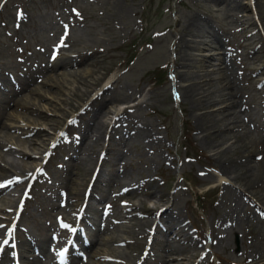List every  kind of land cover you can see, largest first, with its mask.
<instances>
[{
  "label": "rangeland",
  "instance_id": "374dc122",
  "mask_svg": "<svg viewBox=\"0 0 264 264\" xmlns=\"http://www.w3.org/2000/svg\"><path fill=\"white\" fill-rule=\"evenodd\" d=\"M191 17L202 22L196 35H189L184 30ZM211 31L223 37L220 46L210 36ZM179 40H187L196 46L203 40L209 44H198L203 47L195 51L187 49L196 54L193 70L203 83L216 78L213 71L218 63L210 56H220L223 50L226 63L231 66L229 69L235 77V94L254 111L250 113L249 126L240 116L246 126L245 136L231 147L229 141L222 142L218 149L226 151L221 153V157L234 158L237 152L245 151L242 149L245 146L248 152L257 154L255 150L260 148V136L264 135V119L260 116L264 112V0H0L1 71L21 72L16 60L24 56L29 60L33 73L41 70L48 73L45 71L48 59L54 61L59 55L71 56L80 52L83 55L80 64H74L72 59L64 66L82 82L79 89L83 90L84 85L92 83L95 77L103 76L77 108H73L77 103L71 98L77 86L73 80L68 81L62 97L54 88L40 89V93L45 95L41 100L30 97L23 90L20 94L24 103L39 109L48 119L47 123L42 119L35 124L30 123L29 120L37 119L33 112L26 114V120L22 117L3 120L13 128L8 131L10 138L0 137V141L6 143L0 146V150L5 151L0 165L19 164L17 152L21 149L28 156L36 155L34 162L25 159L24 171H33L28 173L30 178L26 175L28 180L25 178L26 187L21 194L27 190L28 196H24L23 202L21 194L11 197L12 200L0 193V199H3L0 207L10 210L0 211V256L6 252L12 259L9 264H25L16 261L22 248L18 247L15 235L22 229L35 239H46L45 248L47 246L50 252H54L55 260L59 251L68 248L67 243L79 232L83 239L90 234L97 243L108 246H101L106 249L107 259L103 262L96 257L90 259L102 264H155L158 261L162 264L160 261L171 258H183L180 260L182 264H248L252 256H257L251 252L252 249L259 253L258 261L252 264H261L264 260V221L249 210L255 206L256 198L264 195V190L256 187L255 195L249 194L250 198L242 192V175L231 181V172L223 174L212 164L216 149L208 146L201 137L195 115L199 111H192L180 88L192 82L177 78L179 72L186 71L176 66V63H182ZM129 54H132L130 61L127 60ZM200 55L210 60L209 64L204 62L205 67L198 62ZM50 56L54 58H48ZM86 61L91 65H86ZM160 68L163 76L157 82L151 72ZM62 69V66L55 67L56 71ZM4 88L14 90L10 85ZM10 91L2 97L9 99ZM173 91L177 97L173 96ZM59 98L70 100L72 105L61 103ZM224 105L216 104L214 109ZM97 121L103 124L101 126L100 123L102 128L97 133V144L92 146L95 151L89 163L93 167L90 164L87 167L93 168L94 176H107L115 164L116 172L123 173L118 179L126 184L132 183V186L120 190L114 183L103 184L104 196L94 199L92 205L100 210L101 218L106 217L107 223L104 221L100 226L103 221H98L100 224L94 235L90 230L91 214L86 204L79 208V205H67L59 199L64 196L66 187L62 185H67L65 181L71 176L70 171L79 156L78 146L83 147L87 143L80 138V133ZM137 127H140V132ZM41 128L49 132V137L42 135L44 141L48 139L39 150H31L25 140L32 138L34 131ZM88 135L95 142L96 134L90 131ZM75 143H79L77 147ZM107 148L109 152L105 154ZM245 154L239 152L244 158ZM251 154L246 157L247 164H258L256 155ZM230 168L234 169L232 165ZM37 169L41 172L37 173ZM35 174L37 176L33 180ZM112 176L116 179V175ZM219 177L222 180H218ZM223 182L226 185H222ZM88 192L89 188L83 189L84 197ZM196 194H200L199 203ZM162 198L165 202L158 203ZM248 198L251 201L245 203ZM130 207L153 209L149 216H145L141 209L142 218L151 221L146 230L139 229L134 222L124 221L125 210ZM167 207L170 211H179L183 225L199 242L195 247H188L183 254H179L183 244L176 246L170 242V236L162 231L163 227L153 232L158 214ZM260 208L264 216V205ZM72 218H75L74 224L68 227ZM73 229L75 234H72ZM108 235L139 244L111 243ZM152 235L157 240L166 237L170 246L160 251L152 249L147 258L139 262L138 256H145V247H150ZM4 240L9 241L4 244ZM93 247L91 243L86 248L87 252L79 250L77 258L87 259ZM23 252L32 256L30 251ZM61 261L50 264H61Z\"/></svg>",
  "mask_w": 264,
  "mask_h": 264
},
{
  "label": "bare ground",
  "instance_id": "6f19581e",
  "mask_svg": "<svg viewBox=\"0 0 264 264\" xmlns=\"http://www.w3.org/2000/svg\"><path fill=\"white\" fill-rule=\"evenodd\" d=\"M213 1H217V0H213ZM199 21L196 18L191 17L188 20L186 27L184 28V30H186L185 32H187L189 35H196V33L199 31V30H197V28L199 29L200 25H202L201 24L202 22L200 23ZM207 26L210 27L208 24H207ZM210 36H212L215 40V43L220 46L221 38H223V37L220 36V34L217 32H212V34H210ZM179 43L181 46L178 49H179V55L181 56L180 61H182V63L181 62L176 63V66L177 67L181 66L186 71H183L182 74L179 72L177 75V78H178V80L182 78V80L185 82H192L190 85H187L184 87L180 86V88L183 92V95H185L187 100L190 102V107H191L192 111L193 112L199 111L195 115L198 119L197 129L201 133L200 134L201 137L203 139H205V143L208 144V146H210V147L212 146L211 148L216 149L215 153L213 154V156H214L213 161L214 162L212 164L216 165L218 170L221 171L223 174H225L227 172H231L232 173V176L230 177L231 181L237 180L239 178V176L242 175L243 176V181L241 184L242 188H243L242 192L244 194H247L248 196H249V194L253 196V195H255L254 189L256 187H260L261 189L264 190V135L260 136V140H259V147L260 148L255 150V152L257 151L256 152L257 154H255V155H256V158H257L259 163L258 164L255 163V165H253V166L250 164H247V161H246V157H248L251 154L250 151L248 152L247 146H245L244 148L242 147V149H244L245 151H243V150L239 151L242 153L243 152L246 153L245 158L243 156L239 155V152H237L238 154L234 158L223 159L221 157V153L225 152L226 150L218 149L221 146L222 142H224V141H229L231 143L229 147H231L233 145H236V143L239 141L240 137L245 136L244 129L246 126H244V123H242L241 120L245 119L246 125H248V121H249V119L251 120V116H252L250 113H252L251 111H253V109L251 110L249 108V105L245 101H241L240 99H238V96L235 94V91H236L235 83H234L235 77H233V74H232L233 72L230 70L231 68L229 69V67H231V66H228L226 63V60L223 56L224 52L222 53L223 50L221 51L220 56L215 57V54L214 55L212 54L210 56L211 58L214 57V59L218 63L217 64L218 66L214 67V71H213V72H216V78L214 79V81L213 80L207 81V82L205 81L203 83L202 80L199 79L198 74H196L197 72L193 70L194 60H195V62L197 61L195 58L196 54L188 52L187 49L188 50L194 49V51L198 50L199 47H203V45L198 46V44H206V42L204 40L200 41L197 43V46L194 44L192 45L187 40H183V41L179 40ZM206 45H209V44H206ZM13 46H15V45H13ZM82 56L83 55L79 52L78 54L71 55V56L60 57V55H59V57L54 61L48 59L47 60L48 62H46V66H45V68H46L45 71L48 70L49 71L48 73H45L42 70L38 73H33V70L30 69L31 64L28 62L29 60L27 59V57L23 58L21 60V63H19L17 65L22 70L21 72L20 71L17 72V76L11 77L8 75V76L4 77L3 76L4 73L0 69V137L10 138L11 133H9L8 131L10 128H13L12 125L6 124L5 121H3L4 119L5 120L16 119V118L18 119V117H22V118H25L24 120H26V117H27L26 114H31L33 112V113L37 114V119L29 120L30 123L35 124L38 122L37 121L38 119H42L43 122H46V123L48 122L47 121L48 119L46 118V116L43 115L39 109H37L36 107L35 108L31 107L30 105L24 103L23 96L20 94L23 90L27 91L28 95L30 97L35 96V98L41 100V99L45 98V95L40 93V89H42V88H48V89L54 88L56 94L58 96L62 97L64 95L63 92L66 89V85H67L68 81L73 80L76 82L77 86H76V89L74 91H72L71 98L77 103L75 106H73V108H77L76 106H79L80 103L82 101H84L85 98H87L88 93L91 91V89H93L94 86L99 84V80L102 76L101 75V76L95 77L93 79L92 83H90L89 85L88 84L84 85V89L80 90L78 85H81L82 82L76 78L77 76L75 74L66 70L64 68V66L66 64H69L72 59L75 60L74 64H78V62L80 64V61L82 60ZM96 60L97 59H95V62H97ZM199 60H201V61H199ZM199 60H198V62H201L202 67H205V65H206V64H204V62H206L208 64L210 63V60L205 59V56H201ZM45 61L46 60H44V62ZM85 64L88 66L91 65L88 62ZM263 64H264V61H263ZM57 66H62L63 69L61 71H56L55 67H57ZM94 66H95V64H94ZM96 67H98V66H96ZM42 69H44V68H42ZM263 69H264V67H263ZM263 69H261V71H263ZM252 72H253V70H252ZM90 73L92 74L91 71L89 72V74ZM38 78H39V80H38ZM34 81H36L35 86L33 85ZM254 81H256V80H254ZM8 85L13 86L14 90H11V91L8 90V91H10V94H11L9 99L8 98L3 99L2 95L6 94L5 92H8L7 89H5L4 87H6ZM259 87H260V85H259ZM59 101L61 103H68V104L71 103L70 100L65 99V98H59ZM216 104H220V105L225 104V105L223 107L220 106V107H217L216 109H214ZM70 105H72V104H70ZM6 106H7V108H6ZM108 112H106V113H108ZM240 116H243L244 118H242L240 120ZM57 122H59V121H57ZM100 123L101 122H99V121L93 122L92 125L85 127L81 131V133H80L81 137L80 138H84L85 140H87V143H85V145L83 147L78 146L79 156L77 157V160L74 163L72 170L70 171L71 176L68 177L67 181H65L67 183V185L66 184L62 185V187L63 186L66 187V188H64V196H61L59 199L60 202L63 201L64 204H67V205L73 204L76 207L79 205V208L85 202L86 208L89 210V212L91 214V216L89 217V221H90L89 225H91L90 230H91L92 234L95 232V230L97 229V226H99V224H100V222L99 223H97V222L103 221V223L100 224V226L101 225L103 226L105 218H106V217L101 218V216L99 215V211L96 208H93V205H92V204H94V201H93L94 199L100 198V197L102 198L104 196L102 194V190L104 187L103 184L110 185L111 183H114V186H117V188H120V190H121V188H124L126 186H132V183L126 184V183H123L120 179H118L121 176V174H123V173H117L116 172V170L114 169L115 164L112 165V171L110 172V175H107V176H101V175L94 176V175H92L93 168L90 169L89 166L87 167V164L91 163L90 162L91 156L94 154V151H95V150H93V147H92L93 143L97 144V140L99 138V135L97 133H98V131L101 132L99 129L102 128L101 126L103 123H101V126H100ZM54 126H56V124ZM136 126L134 128H136ZM256 126L258 127V124H256ZM140 127L139 128L137 127V130L140 129ZM90 131L94 132L96 134L94 136L95 142H93V140L91 139V136L89 137V135H88V133ZM20 133H21V130H20ZM142 133H143V130H142ZM17 135H19V134H17ZM42 135L45 137H49V132L47 130L44 131V129H42V128H41V130L37 129L34 131L32 138H28L25 140L26 144H28V146L30 147L31 150H35V149L39 150L41 144H44V142L48 139L47 138L44 141L41 138ZM78 144L79 143H75L74 146L77 147ZM5 145H6L5 142L0 141L1 147L5 146ZM10 147H11V144H10ZM228 148H226V149H228ZM252 150H254V149L252 148ZM72 151H74V150H72ZM9 152H11V151H9ZM108 152H109V149L107 148L105 150V154ZM17 153H18L17 156L20 159L19 164L15 163V164H13L14 166H12V164L9 163L10 164L9 167L4 166L3 164L0 165V193H4L5 195L9 196L8 199H10L11 197L12 198L18 197L21 194L22 189L25 188V184L27 182L25 180V177H26V174L29 172V170L24 171V163L26 162L25 159H29L32 161L33 159H35L34 157L36 156L33 154H32V156H28L25 152H23L22 149H21V151H18ZM4 155H5V151L0 150V159H2L3 161H4ZM210 159H212V158L210 157ZM32 162H34V160ZM6 163H7V161H6ZM230 165H232L234 167V169L230 168ZM71 166H72V164H71ZM120 168L122 169V167H120ZM62 171H63V169H62ZM112 175H116V179H114ZM220 179L222 180L221 177H219L218 180H220ZM10 180H16V181L12 182L11 184H8V182ZM37 180H38V178H37ZM223 180L225 181V179H223ZM65 182H62V184ZM225 183L226 182H223L222 185H226ZM87 188H89V193L86 197H84L83 189H87ZM28 191H29V189H28ZM259 191H260V189H259ZM260 192H263V191H260ZM27 194L28 193L26 191V196H28ZM155 197H156V195H155ZM235 197H236V195H235ZM249 197L251 198V196H249ZM2 200L3 199H0V202ZM249 201H251V200H249V198H248L247 200H245V203H248ZM159 202H165V201L162 198V199H158V203ZM254 203H255V206L253 205L252 207H250L251 210H249V211H252L254 214L259 216L260 220L262 219L264 221V216L260 212L261 211V208H260L261 205H264V195L261 196L260 198L259 197L256 198V202H254ZM52 205H55V203ZM47 207H48V205H47ZM168 208L169 207L164 208L158 214L159 219L153 227V232H156L157 228L163 227L162 231H164V235L166 234V235L170 236L169 237V239L171 240L170 242H172L176 246H180V244H183V247H181V249L179 250V252H180L179 254H181L188 247L197 246V244L199 242L196 241L197 239L192 234H190L189 230L186 229V227L183 225L184 223L182 222V219L180 218L181 214L179 213V211H175V210L170 211V210H168ZM141 209L144 211L145 216H149V215L153 214V209L148 210L146 208L130 207L128 210H125L126 211V215H125L126 218L124 219V221L134 222V224L137 225V227L139 229L146 230L147 226L151 223V221H149L147 218H142L144 216L141 215ZM2 210L10 211L6 208L0 207V211H2ZM69 214L72 215V212H70ZM9 215H10V213H9ZM162 218L164 219V224L162 223V221H163ZM73 220H74V218H72L69 222L72 224ZM6 221H8L7 218H6ZM87 225H88V223H87ZM109 228H108V230H109ZM100 229H102V228H100ZM19 232L15 235V237L18 238V239H16V240H18V247L22 248V250H20V255L17 257V259L20 263L50 264V263L56 262V260L54 258V252H50L47 249V246L45 248V243L47 242L46 239H37V238L35 239L28 232H26L24 229H22L21 233H19ZM131 232H132V230H131ZM15 233H16V231H15ZM101 233H103V232H101ZM0 234H1V229H0ZM94 235H95V233H94ZM153 235L151 237V240H149L150 247L148 245L145 247V256L141 257V254H140L138 256V261L140 260L141 262H143L145 260V257L147 258V255L150 252H152L151 251L152 249L157 248V250L160 251L161 249H163V247H166V249H167V247L169 248L170 245H168V241H167L166 237H164L162 240L161 239L157 240V238L154 237ZM108 236H109L108 240L111 243H114L116 241H119V242L122 241V244L125 246L127 243L135 244V245L139 244L133 240H125L122 238L117 239V237H115V236H113V237L110 235H108ZM92 238H93V236L88 234L86 239H83V236L81 237V235L78 232L76 234V236L73 238L74 243L70 246V248L74 251V253L71 257H69L67 259V262L65 264H102L99 261L102 260V262H103V260L106 258L105 254H104V251L106 249L104 247L105 246L108 247V246L106 244H101L100 242L97 243L95 241V238L94 239H92ZM22 239H24V240H22ZM91 243L94 244V247H93V249L91 248L92 250H90V254H88V258L83 260V261L81 259H78L77 256H79V255H78L77 251L81 250L83 252H87L86 248H88V246ZM103 245H105L103 247L104 249L101 247ZM134 248H136V247H134ZM170 249H174V247H171ZM23 251H30L32 256H30L28 253H25ZM131 251H133V250H131ZM255 251H256V249L255 250L252 249L251 252H254L255 254H257V256H252V258L247 261L248 264H252V263H255L258 261L257 257H258L259 253L255 252ZM39 255L41 257H40V259H37V256H39ZM94 257L98 258L99 261L94 262V261L90 260V259H93ZM134 258H136V255ZM181 259H183V258H180L179 260L171 258L169 260L160 261V262H162V264H182V262L180 261ZM260 259H263V258H260ZM147 261L148 260H146V262ZM10 262H11V258L7 257V253L4 252L0 257V264H9ZM144 263H142V264H144ZM61 264H63V263H61ZM155 264H160V263L158 261ZM261 264H264V260H261Z\"/></svg>",
  "mask_w": 264,
  "mask_h": 264
},
{
  "label": "snow or ice",
  "instance_id": "6c2138e0",
  "mask_svg": "<svg viewBox=\"0 0 264 264\" xmlns=\"http://www.w3.org/2000/svg\"><path fill=\"white\" fill-rule=\"evenodd\" d=\"M0 227H2V226H0ZM9 235H11V232H9ZM3 243L4 244H7L8 243V240H4Z\"/></svg>",
  "mask_w": 264,
  "mask_h": 264
}]
</instances>
